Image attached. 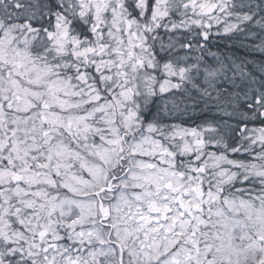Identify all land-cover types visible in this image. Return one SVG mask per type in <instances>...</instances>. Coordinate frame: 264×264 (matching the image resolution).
Segmentation results:
<instances>
[{"label": "snow or ice", "instance_id": "6c2138e0", "mask_svg": "<svg viewBox=\"0 0 264 264\" xmlns=\"http://www.w3.org/2000/svg\"><path fill=\"white\" fill-rule=\"evenodd\" d=\"M0 264H264V0H0Z\"/></svg>", "mask_w": 264, "mask_h": 264}, {"label": "trees", "instance_id": "16d2710c", "mask_svg": "<svg viewBox=\"0 0 264 264\" xmlns=\"http://www.w3.org/2000/svg\"><path fill=\"white\" fill-rule=\"evenodd\" d=\"M220 48H221L225 53H230V50H229V48H228V42H227V41L222 42V43L220 44ZM213 50L215 51L216 49H213ZM232 51H235V54H237V55H240V54H241L239 51H236V50H232ZM250 58H251V57H250ZM255 58H256L257 60H259V59L261 58L260 54H259V53H256V54H255ZM177 122L179 123V121H177ZM186 126H188V125H186Z\"/></svg>", "mask_w": 264, "mask_h": 264}]
</instances>
